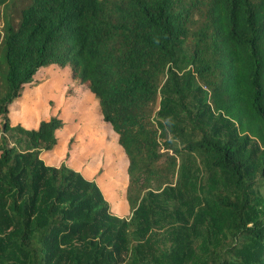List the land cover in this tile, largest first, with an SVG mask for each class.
Listing matches in <instances>:
<instances>
[{"label": "trees", "instance_id": "1", "mask_svg": "<svg viewBox=\"0 0 264 264\" xmlns=\"http://www.w3.org/2000/svg\"><path fill=\"white\" fill-rule=\"evenodd\" d=\"M3 10L0 264H264V0H30L16 23ZM51 65L122 148L127 218L40 159L60 118L10 122Z\"/></svg>", "mask_w": 264, "mask_h": 264}, {"label": "rangeland", "instance_id": "2", "mask_svg": "<svg viewBox=\"0 0 264 264\" xmlns=\"http://www.w3.org/2000/svg\"><path fill=\"white\" fill-rule=\"evenodd\" d=\"M29 1L9 0L7 9L0 8V15L3 10L16 23L19 10ZM1 26L2 22L0 32ZM50 85L56 88L54 94L34 103L32 98L42 95L44 88ZM8 116L12 125L25 128L51 116L60 118L64 126L57 132V144L53 150L42 153L40 159L50 167L65 163L84 178L93 180L110 212L120 218L128 217L126 158L110 125L102 120L96 99L71 78L69 66L51 65L38 70L23 96L9 106ZM12 141L8 138L9 145Z\"/></svg>", "mask_w": 264, "mask_h": 264}, {"label": "crops", "instance_id": "3", "mask_svg": "<svg viewBox=\"0 0 264 264\" xmlns=\"http://www.w3.org/2000/svg\"><path fill=\"white\" fill-rule=\"evenodd\" d=\"M42 88H44V87H42ZM56 91V88L55 87H53L52 85H50V86H47V88H44V91H43V94L42 95H36V96H34V98H32V100L34 99V103L35 102H39V101H41V100H38V99H42L44 96H48V95H51V94H54V92ZM38 97V98H37ZM33 113L32 114H34V115H37L36 113H35V111H32ZM41 121V120H40ZM40 121H38V122H36L35 123V125L34 126H32V127H29V129H36L37 128V126H38V123L40 122ZM27 128V127H26ZM115 136V135H114ZM116 137V136H115ZM42 154V153H41ZM40 154V155H41ZM128 207V206H127Z\"/></svg>", "mask_w": 264, "mask_h": 264}]
</instances>
